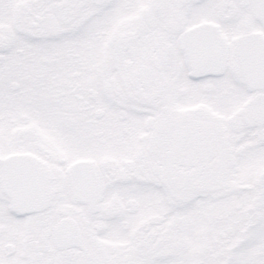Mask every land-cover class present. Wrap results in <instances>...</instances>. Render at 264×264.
Wrapping results in <instances>:
<instances>
[{
	"label": "snow or ice",
	"instance_id": "6c2138e0",
	"mask_svg": "<svg viewBox=\"0 0 264 264\" xmlns=\"http://www.w3.org/2000/svg\"><path fill=\"white\" fill-rule=\"evenodd\" d=\"M0 264H264V0H0Z\"/></svg>",
	"mask_w": 264,
	"mask_h": 264
}]
</instances>
